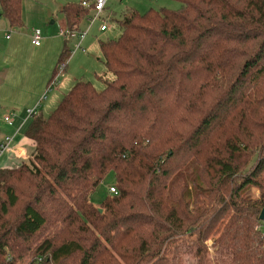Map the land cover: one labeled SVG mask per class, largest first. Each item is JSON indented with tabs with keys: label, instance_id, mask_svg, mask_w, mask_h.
<instances>
[{
	"label": "trees",
	"instance_id": "trees-1",
	"mask_svg": "<svg viewBox=\"0 0 264 264\" xmlns=\"http://www.w3.org/2000/svg\"><path fill=\"white\" fill-rule=\"evenodd\" d=\"M83 1L60 9L68 33ZM174 1L122 14L99 43L103 90L77 81L31 120L30 160L0 169V264H175L183 244L196 264L211 248L264 264V0ZM0 11L22 28V0Z\"/></svg>",
	"mask_w": 264,
	"mask_h": 264
},
{
	"label": "rangeland",
	"instance_id": "rangeland-1",
	"mask_svg": "<svg viewBox=\"0 0 264 264\" xmlns=\"http://www.w3.org/2000/svg\"><path fill=\"white\" fill-rule=\"evenodd\" d=\"M68 2L69 0H22V22L24 28H26V26L27 29L31 27H37V29H39L41 32H57L59 30L58 21L62 17L59 12L60 8L62 5ZM180 6L181 5L174 0H109L107 2L106 9L102 12L100 17V20H103L107 24L106 31L101 32L99 30L101 26L100 20L96 21L89 30H87L90 25L89 21L83 22L80 26V32L85 33L87 30L85 38L81 43V47L84 49V51L79 50L74 52V45H76L77 43L76 37L71 38L70 36H65L64 40L66 44H68L67 48L71 52L68 60L65 62V69H63L58 74V76L60 77L59 83L62 79L63 83H67V86H69L70 84L74 85L75 82L80 80L89 81L93 85L95 90H97V92H101L104 88L101 82V77H103V74L106 73V69L103 63L101 52L99 50V43L114 41L120 36L121 31L118 26V22L123 17L122 14L129 10L136 11L140 14L146 13V11H148L149 9H166L175 11L178 10ZM91 17H93V13H91ZM52 21H54L55 23L51 24ZM8 26L9 25H7L5 19L0 16V28L6 30L5 32L22 31L24 29L23 27L15 29ZM49 58L53 59L52 56H50ZM56 63H54L49 77L52 75L53 70L56 67ZM57 86L59 88L58 84ZM59 90L57 94L60 92ZM44 93H42L41 97L44 95ZM55 93L56 92L52 91L49 92L48 94H46V99L43 100L40 97L39 103L41 107H44V111L47 110L48 105L52 104L51 109H49V111L47 112L45 111L46 113L43 115L44 118H47L53 112V110L57 106L56 104L61 101L62 96L67 92L61 93V96L57 97V99H53L52 97ZM27 111L28 110L25 111L24 118L27 116ZM3 118L4 115L0 114V136L11 138L19 122L23 121V115H21V118L17 115L14 120L15 124L13 128L7 127V125L2 120ZM29 124L30 121L24 125L15 140L17 139L19 140V142L21 140L22 143L25 141V132ZM2 139L4 140L5 138ZM25 147L27 148L25 149V151L27 152V160H22L21 158H19V163L14 168H18L22 164H27V162L30 160L34 148L31 144H26ZM0 155H2V159L0 158L1 161H4V159L8 157L9 153H6L5 151ZM114 185V174L110 172L105 177L103 182H101L92 193V197L90 198L91 203L94 206L99 207L103 200L109 196L108 188L113 187ZM256 194L257 192L253 190L252 195L255 197ZM206 244L209 246L210 242L207 241ZM183 246L184 248L181 249V252L176 256L175 264H196V259H194L191 254H189V245L183 244ZM207 261H209L207 262V264L231 263L225 253L215 252L214 250H212V248L207 256Z\"/></svg>",
	"mask_w": 264,
	"mask_h": 264
},
{
	"label": "crops",
	"instance_id": "crops-1",
	"mask_svg": "<svg viewBox=\"0 0 264 264\" xmlns=\"http://www.w3.org/2000/svg\"><path fill=\"white\" fill-rule=\"evenodd\" d=\"M77 1L69 0L68 3ZM100 21L101 24L104 22L103 20ZM6 23L8 25L7 21ZM54 23V21L51 22V24ZM58 26L59 30L57 32H41L37 27L27 29V26L26 28L22 26L24 28L22 31H15L9 34V40L5 39L6 30L0 28V114L4 115V118L10 114L13 115V124L11 126L7 125L9 128H13L17 115L20 118L23 115L24 118L26 110L37 108V114L43 116L51 109L52 104L48 105L46 112L43 110L44 107H41L39 100L42 93L45 92L41 97L42 100L46 99V94L51 91L56 92L52 98L57 99V97L62 95L61 93L68 92L73 86V84L67 86V83H63V79L59 83L60 77L58 76L53 87H51L52 89L49 88L51 82L57 76V74L54 75L53 70L52 75L49 77L50 71L53 69L54 63L58 61L65 44V36L60 33L61 29L65 30L62 17L58 21ZM33 29L39 30L42 36L40 45L37 47L31 44V31ZM50 56L53 59H50ZM58 90L60 92L57 94ZM25 118L22 122H19L11 136L12 141L6 151V153H9L8 157L1 161L2 155H0V161L2 162H0V169H14L19 163V158L27 160V152L25 151L27 148L25 145L31 144L33 146V143L26 136L23 143L21 140L20 142L17 139L15 140L24 125L29 121L31 122V119L24 122ZM2 138L6 137L0 136V142L3 141Z\"/></svg>",
	"mask_w": 264,
	"mask_h": 264
},
{
	"label": "built area",
	"instance_id": "built-area-1",
	"mask_svg": "<svg viewBox=\"0 0 264 264\" xmlns=\"http://www.w3.org/2000/svg\"><path fill=\"white\" fill-rule=\"evenodd\" d=\"M109 0H88V1H83L81 3V6L84 7V8H88L90 5H92V11H93V17H91L88 21L90 23L89 27L87 30L90 29V27L98 20H100V17H101V14L102 12L106 9V5H107V2ZM87 30L85 33L83 32H72V33H68L66 30L64 29H61L60 33L63 35V36H70L71 38H75L77 39V43L76 45H74V49L73 51H84V49L81 47V43L82 41L84 40L85 38V35L87 33ZM101 32H104L107 30V24H105L104 22L101 24L100 26V29H99ZM13 32V31H8L7 34L5 35V39H8L9 40V34ZM42 39V36H41V32L37 29H33L31 31V44L35 47L39 46L40 45V41ZM63 65H60V67L58 68V73H57V76L54 78V80L51 82L50 84V89H52L51 87H53L54 83L56 82L57 80V77H58V74L59 72H61L63 70ZM37 115V108H34L32 110H28L27 111V116L25 118V121L26 122L27 120L29 119H34V117H36ZM13 116L10 114L8 116H6V118H4V122L6 125L8 126H11L13 124ZM11 141L12 139L11 138H8L6 137L2 142H0V154H2L3 152L7 151L10 144H11ZM108 193L109 195H116L117 194V191L114 187H109L108 188ZM262 224L261 225H257L254 230L257 231V233H259L261 236L264 235V222H261Z\"/></svg>",
	"mask_w": 264,
	"mask_h": 264
},
{
	"label": "water",
	"instance_id": "water-1",
	"mask_svg": "<svg viewBox=\"0 0 264 264\" xmlns=\"http://www.w3.org/2000/svg\"><path fill=\"white\" fill-rule=\"evenodd\" d=\"M258 220L259 222H264V210L260 212Z\"/></svg>",
	"mask_w": 264,
	"mask_h": 264
}]
</instances>
